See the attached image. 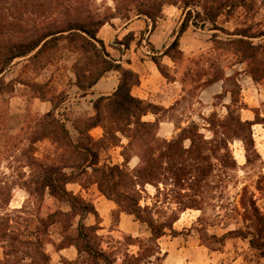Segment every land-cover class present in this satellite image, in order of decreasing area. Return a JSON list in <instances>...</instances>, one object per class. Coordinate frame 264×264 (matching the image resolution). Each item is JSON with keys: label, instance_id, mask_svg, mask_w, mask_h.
Masks as SVG:
<instances>
[{"label": "trees", "instance_id": "obj_1", "mask_svg": "<svg viewBox=\"0 0 264 264\" xmlns=\"http://www.w3.org/2000/svg\"><path fill=\"white\" fill-rule=\"evenodd\" d=\"M170 6L180 9L183 19L163 55L175 62L171 52L179 50V38L187 28L208 24L214 31L213 51L245 63L252 80L257 84L263 81L264 0H0V96L14 90L15 81H7L4 73L16 59L26 60V66L40 71L52 63L53 51L61 46L76 54L73 72L82 96L94 94V86L110 72L119 73L115 91L94 100L93 115L68 118L61 110L67 96L61 93L56 101L38 90V97L50 101L52 107L26 116L18 131L5 137L0 147V264H52L46 248L49 243L56 249L76 248L77 258L65 260V264H162L159 239L168 233L174 237L184 233L174 227L181 214L188 209L200 210L198 222L206 225V208H216L214 200L225 195L230 185L238 186L239 165L231 144L242 142L246 164L251 163L257 152L253 126L264 124V119L242 118L241 111L247 105L241 99V84L235 74L209 70L205 74L209 78L200 87L223 81V91L214 96L220 102H213L208 114H199L201 121L191 119L186 126L175 123L178 133L167 139L159 135L163 121L159 112L172 110L175 105L164 108L134 96L132 89L140 84V74L112 58L98 37L102 27L116 19L124 24L143 19L155 27ZM234 16L238 22L233 30L220 25L221 18L228 22ZM219 32L227 39H219ZM258 38L260 42L254 40ZM133 41L138 47L141 44L130 32L121 44L129 48ZM211 56L201 57L211 62ZM152 59L165 77L176 79L157 57ZM193 59L190 71L196 76L199 63ZM179 79L185 93L189 92L192 78L184 73ZM227 96L230 99L226 103ZM219 106L225 114L218 112ZM150 113L155 120L144 119ZM97 127L103 130L99 138L91 133ZM40 143H45L43 150ZM115 147H122L123 162L102 163V155ZM134 156L139 162L131 168ZM83 178L96 184L121 213L134 216L147 228L150 235L146 238H124L125 245L138 247L137 253L127 250L118 262L117 252L103 247L98 225L86 224L90 215L99 218L94 203L68 189L72 183L85 188ZM254 184L264 194L263 174ZM149 185L155 188L153 195L147 190ZM18 189L27 197L19 207H12ZM46 196L65 204L68 210L58 208L44 214ZM226 219L227 225L237 219L242 226L213 238L221 242L235 235L264 256V211L255 192L242 187L241 200L233 204ZM54 226L61 235L59 243L51 240Z\"/></svg>", "mask_w": 264, "mask_h": 264}, {"label": "rangeland", "instance_id": "obj_2", "mask_svg": "<svg viewBox=\"0 0 264 264\" xmlns=\"http://www.w3.org/2000/svg\"><path fill=\"white\" fill-rule=\"evenodd\" d=\"M263 17V16H262ZM257 18H261L258 16ZM182 11L178 8H166L163 17L159 18L155 27L164 21L167 26L175 27L178 31L182 22ZM223 17L220 19V25L227 29L233 30L238 20L236 16L232 17L228 22ZM114 24L121 25L122 20H114ZM151 25V22H148ZM148 26L146 30L140 31L135 39H140L141 44L136 46V41L131 43L132 50L130 53L125 52V47L121 44L127 34L121 31L112 29L107 24L99 33L98 37L105 38V46L107 52L114 59L122 58L126 54L124 60L130 56L137 57L140 60H153L157 57L162 63V67L170 75L186 74L192 79L189 81L187 91L182 99L175 104V108L169 111L161 110L159 116L163 120L172 121L175 125L186 126L191 119L201 121L199 114H208L213 109V102L219 103L220 100L209 99L208 103L200 99V93L203 88L201 84L206 81L209 70L224 71L226 75H233L237 77L241 84V99L247 105L246 109L241 111L243 119L255 120L256 118L264 119V91H256L255 87L250 86L255 83L248 75L247 65L238 62L234 57H223L218 51L214 50L213 34L209 25L205 27H194L190 25L183 35L179 38V50L173 49L171 54L176 57L174 67L169 56L163 55V51L171 44L172 38H168L164 42V35L160 34L152 38L151 33L154 28ZM118 29V28H117ZM218 38L226 40L227 36L223 33H218ZM172 35V36H173ZM260 42L261 39H254ZM152 48H155L153 50ZM135 54H134V52ZM182 52V55L180 54ZM186 52V53H185ZM211 56V62L204 60L201 56ZM182 56V57H181ZM199 63V74L196 76L194 72L190 71L193 64L190 59ZM76 59V54L70 52L63 46L53 51V61L42 70H36L33 65L26 66V60L16 59L15 62L6 70L4 77L7 81L14 80V90L0 96V147L5 141V137L16 133L26 116L35 113H44L52 107L50 101H43L38 97V90L47 93L48 98L54 97L56 101L59 99V94L67 96V100L63 103L61 110L67 114L68 118H76L79 116L93 115V102L100 95L96 93L82 96L78 87L76 86V75L73 72V64ZM204 60V61H203ZM213 63V64H211ZM211 64V65H210ZM125 66V65H124ZM212 69H211V68ZM117 73L112 71L109 73L111 79ZM194 80L195 82H192ZM264 80L260 82L263 84ZM222 84V83H221ZM257 86V85H256ZM259 88V86H257ZM94 90V89H93ZM191 90V91H190ZM251 97H254L251 99ZM209 96L207 97L208 100ZM230 97L227 96L224 102H229ZM165 108V107H164ZM220 114H225V109L222 106L217 108ZM145 120L153 121V116L149 115ZM68 127L71 133L75 136L77 133L73 128L71 122H68ZM163 131L161 135L164 138L171 139L178 130L171 131L166 125H161ZM92 135L99 138L103 134V130L97 127L91 131ZM253 137L256 145V154H253L252 161L246 164L245 150L242 142L235 141L231 144V149L235 158L237 159L239 168L237 172V180L240 182L238 186L230 185L229 191L222 197L214 200L217 207L206 208L205 217L206 225L198 222V217L202 214L200 210L188 209L183 212L180 219L175 222L174 227L183 231L179 236H172L170 233L159 239L164 259L162 264H264V256L260 255L258 251L253 250L248 241L235 235H229L223 241L219 242L213 235L221 237L227 231L235 229L242 224L237 219L230 221L227 225V215L229 214L233 204L239 203L241 200V188L246 186L249 190L255 192V198L258 204L264 211V194L255 189V180L258 179L259 174L264 175V124L259 123L253 126ZM127 140L123 139V144ZM185 144L188 146L189 141ZM43 150L45 143L39 144ZM122 147L112 148L108 153L102 155L103 162L119 163L123 162L121 155ZM139 162V158L134 156L130 162V167L133 168ZM82 182L85 188L78 183L68 185V189L75 193H81L85 198L91 200L98 213L99 218L90 215L85 222L88 225L97 224L99 227L98 233L102 235L103 247L107 251L117 252L118 262L122 261L123 254L128 250L130 253H137L138 247L135 245H125V237L132 235L135 237L146 238L150 235L147 228L141 225L134 216L126 213H121L117 205L107 199L98 190L96 184H92L87 178H83ZM149 194L155 193V188L151 185L147 186ZM27 197L24 190L18 189L15 192L14 199L11 203L12 207H19ZM150 203L151 201L148 200ZM144 203V202H142ZM61 208L68 210V206L59 203L55 198L46 196L43 204L42 212L44 214L55 211ZM61 235L57 226L51 228L52 242L59 243ZM47 251L51 254L52 264H60V259L55 254V246L52 243L47 244ZM3 255V249L0 247V258ZM65 264V259L62 258Z\"/></svg>", "mask_w": 264, "mask_h": 264}, {"label": "crops", "instance_id": "obj_3", "mask_svg": "<svg viewBox=\"0 0 264 264\" xmlns=\"http://www.w3.org/2000/svg\"><path fill=\"white\" fill-rule=\"evenodd\" d=\"M167 8H177V7L170 6ZM106 25H104L102 29ZM109 25L112 27V29L121 31L124 34L133 32L137 37L140 31L146 30V28H148V26L151 27L152 24L150 25L147 21L143 19H134L127 24H124L122 22L121 25H116L114 24V22H112ZM174 30L175 27L171 28V25L167 26L166 21H164L163 23L157 25L154 28L153 32L151 33L152 34L151 37L155 38L156 34L157 35L162 34L165 37L164 38V42H165L167 41L168 38L175 37L173 35ZM101 39L105 41L104 37H101ZM131 50H132V45H130L129 48H126L125 52L130 53ZM125 56L126 54L122 55V58L118 59L119 62L125 65V67L132 68L134 71L140 74V79H141L140 84L134 86L132 89V94L134 96L152 102L154 104L160 105L162 107L170 108L171 106L178 103L179 100L182 99V97L185 95V91L183 90V85L178 75H175L176 76L175 80H170L160 72V70L158 69L157 65L153 60H147V59L140 60L139 58L137 57L135 58L133 56L128 57L127 58L128 60H124ZM171 61L173 63L172 65L176 67L175 66L176 63L173 61V59H171ZM115 72L117 74L113 76L114 78L111 79V76H109L108 74L94 86L93 91H96V93H98L99 95H107L115 91L119 82V73L117 71ZM256 85L259 86V88H257ZM250 86L255 87L258 94L259 91H264V83L263 84L252 83ZM222 91H223V81L215 82L211 85L203 87L200 93V99L208 103L210 101L209 99H214V96L216 94L221 93ZM208 96L209 98L207 100ZM253 98L254 97H251V99ZM149 115L153 116V120L156 119V116L152 113L146 115L144 119H146V117H148ZM161 125H166V127H168V129H171V131L175 132L176 130V127L172 121L163 120L160 124L159 135H161L160 133L161 131H163V127ZM55 254L60 259V264H64L63 261H61L62 258L71 261V260H75L78 256V252L76 248L73 246L63 249L55 248Z\"/></svg>", "mask_w": 264, "mask_h": 264}]
</instances>
